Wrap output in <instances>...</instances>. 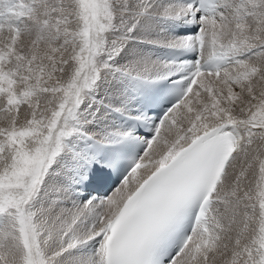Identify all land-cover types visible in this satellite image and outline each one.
<instances>
[{"label": "snow or ice", "instance_id": "1", "mask_svg": "<svg viewBox=\"0 0 264 264\" xmlns=\"http://www.w3.org/2000/svg\"><path fill=\"white\" fill-rule=\"evenodd\" d=\"M0 264H264V0H0Z\"/></svg>", "mask_w": 264, "mask_h": 264}]
</instances>
